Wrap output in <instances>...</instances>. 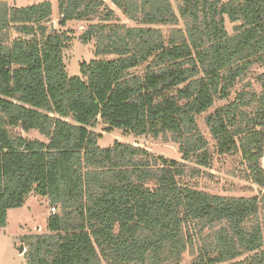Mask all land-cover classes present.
<instances>
[{"label":"trees","instance_id":"16d2710c","mask_svg":"<svg viewBox=\"0 0 264 264\" xmlns=\"http://www.w3.org/2000/svg\"><path fill=\"white\" fill-rule=\"evenodd\" d=\"M110 2L134 25L107 0H57L59 25L88 21L79 40L96 43L97 59L70 75L72 35L52 28V3L0 0V229L34 191L58 211L45 234L24 237L27 264H174L195 237L191 264H264V198L199 189L189 178L201 171L188 165L213 163L198 116L264 68V0ZM226 18L238 23L232 34ZM253 79L206 124L217 152L240 151L247 178L264 186V71ZM99 122L169 134L183 161L120 140L101 146Z\"/></svg>","mask_w":264,"mask_h":264},{"label":"rangeland","instance_id":"374dc122","mask_svg":"<svg viewBox=\"0 0 264 264\" xmlns=\"http://www.w3.org/2000/svg\"><path fill=\"white\" fill-rule=\"evenodd\" d=\"M45 0H7L11 5L18 7L28 6L40 3ZM52 3L53 14L51 17V23L55 25V28L62 31H68L72 35V40L67 44L63 50L64 62L66 63L67 70L70 75L81 74V63L83 61L90 62L93 59H97L95 55L96 43L90 41L87 44L82 43L79 40L80 34L86 29L88 21L78 20L69 21L66 26L59 25V9L57 6V0H48ZM179 0H172L175 8H178ZM227 1V0H223ZM108 4L112 8H116L121 20L134 25L130 22L122 12L113 5L110 0H107ZM226 28L230 34L234 32V26L238 23H233L226 18ZM167 28V27H166ZM165 28V29H166ZM264 71L263 67H255L252 73H249L245 82L239 83L231 93L228 100H217L215 104L207 112L198 116V123L202 133L206 136L209 142V150L213 153V163L210 168H204L196 165L195 163H188L190 167H198L200 174H195L193 178H189L193 186L199 189L205 190L209 193H216L226 196H245L251 197V195H259L264 198V186H259L257 183L247 178L248 169H246V161L243 159L242 153L234 152L227 155H221L217 152L216 141L213 135L209 132V128L206 124V117L215 109L235 99L236 93L242 89L244 83L248 80L253 81L255 74ZM254 87L260 92V85L254 82ZM106 124L99 122V124L92 128L96 133H102V137L99 140V145L110 146L116 141H123L134 145H140L148 149L150 152L167 157L168 159H182V153L179 151L178 142L174 141L171 135H161L159 137H153L152 135H135L133 133H124L121 129H114L111 132L105 130ZM18 132L22 136L27 138H38L41 140H47V137L42 136L37 130L23 131L18 129ZM262 167L264 168V157L262 159ZM264 206V204H263ZM58 210L56 209V212ZM9 222L6 229L0 230V264H27L26 251L23 239L28 234H45L47 232V221L51 212V205L48 198L36 194L34 191L27 196L26 203L20 208L9 209ZM261 217L264 223V210H262ZM194 249L191 248L186 251L178 263L174 264H191L197 254V251L203 246L202 240L197 237L194 238ZM24 245V252L19 250L20 246ZM244 256L237 257L233 261L222 262L218 264H232L235 261L242 260Z\"/></svg>","mask_w":264,"mask_h":264},{"label":"water","instance_id":"95a60500","mask_svg":"<svg viewBox=\"0 0 264 264\" xmlns=\"http://www.w3.org/2000/svg\"><path fill=\"white\" fill-rule=\"evenodd\" d=\"M51 25H52V28L55 29V25H53V23H51ZM19 250H20L21 252H24V251H25V250H24V245H21L20 248H19Z\"/></svg>","mask_w":264,"mask_h":264},{"label":"built area","instance_id":"2783aa9c","mask_svg":"<svg viewBox=\"0 0 264 264\" xmlns=\"http://www.w3.org/2000/svg\"><path fill=\"white\" fill-rule=\"evenodd\" d=\"M51 212L56 213V208L55 207H51Z\"/></svg>","mask_w":264,"mask_h":264},{"label":"crops","instance_id":"0c3cea01","mask_svg":"<svg viewBox=\"0 0 264 264\" xmlns=\"http://www.w3.org/2000/svg\"><path fill=\"white\" fill-rule=\"evenodd\" d=\"M47 198V197H46ZM21 208V207H20ZM8 211H9V209H8ZM8 220H9V212H8ZM9 222V221H8ZM8 227V223H7V226L5 227V228H1V229H6ZM0 229V230H1Z\"/></svg>","mask_w":264,"mask_h":264}]
</instances>
